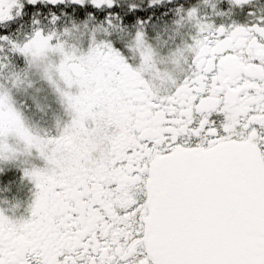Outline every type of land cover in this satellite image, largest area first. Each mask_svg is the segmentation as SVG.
I'll return each mask as SVG.
<instances>
[{
  "label": "snow or ice",
  "instance_id": "obj_1",
  "mask_svg": "<svg viewBox=\"0 0 264 264\" xmlns=\"http://www.w3.org/2000/svg\"><path fill=\"white\" fill-rule=\"evenodd\" d=\"M165 9L175 47L153 33ZM34 71L70 117L55 135L13 101ZM13 167L35 192L27 215L0 207V264H264V15L0 0V191L15 199Z\"/></svg>",
  "mask_w": 264,
  "mask_h": 264
},
{
  "label": "rangeland",
  "instance_id": "obj_2",
  "mask_svg": "<svg viewBox=\"0 0 264 264\" xmlns=\"http://www.w3.org/2000/svg\"><path fill=\"white\" fill-rule=\"evenodd\" d=\"M158 34L161 39H164L170 32H166L165 30L163 33L160 32ZM16 55L24 61L23 67H20L19 63L15 60ZM12 63L17 69H23L27 66L26 58L18 53L12 55ZM29 78L32 81V86L26 89H13L12 97L16 107L23 113L30 127L45 132V121L49 118L51 119L53 117L52 114L57 111L65 112L67 117L70 118L64 104L61 103L57 93L48 81L42 79L39 73L35 71L30 74ZM14 176L18 177L16 175ZM12 179L18 182V178L14 179V177H12Z\"/></svg>",
  "mask_w": 264,
  "mask_h": 264
},
{
  "label": "flooded vegetation",
  "instance_id": "obj_3",
  "mask_svg": "<svg viewBox=\"0 0 264 264\" xmlns=\"http://www.w3.org/2000/svg\"><path fill=\"white\" fill-rule=\"evenodd\" d=\"M193 2H195V0H193ZM252 6L253 8L256 9L257 15H264V0H252ZM233 18H235V14L233 15ZM238 22L240 23L251 22V18L245 15ZM171 39H172L171 35L167 34V36L164 37V39L162 40L167 41L169 45L175 47L174 44H171ZM52 116L53 117L51 119L49 118L48 120L45 121L46 123L45 132L55 135L57 132L58 125L63 124L70 118H68L65 112L63 111H57L54 114H52ZM33 161L35 163H42V161H39L37 158H33ZM12 169H13V171H11L12 174L18 175V183L15 184V188H14L16 193L15 199L0 191V207L8 208L9 204L15 203L18 200L20 202V207L17 208L14 213L10 211L9 214L19 217L21 215H27L26 209L28 207V204L31 202V200L34 199L35 188L30 181L26 179L21 180L22 168L14 167Z\"/></svg>",
  "mask_w": 264,
  "mask_h": 264
},
{
  "label": "trees",
  "instance_id": "obj_4",
  "mask_svg": "<svg viewBox=\"0 0 264 264\" xmlns=\"http://www.w3.org/2000/svg\"><path fill=\"white\" fill-rule=\"evenodd\" d=\"M165 11L167 12V9H165ZM171 15H172L171 12H167V15L162 13L160 15V18L158 20H155V22L152 25L154 34L160 33V32L163 33L165 30L166 32H169L168 29H169V25L171 24V19H170ZM22 25H23V21H21V25H18L17 28L12 31L11 35L16 36L17 38H23L26 35V33L22 30ZM15 57H16L15 60L19 63V66L23 67L24 61H22V59L19 58V56L17 55ZM9 171H13V169L11 168L9 169ZM12 177H14V179L18 178V177H15L14 175ZM15 181H14L15 184L18 183L17 180Z\"/></svg>",
  "mask_w": 264,
  "mask_h": 264
}]
</instances>
